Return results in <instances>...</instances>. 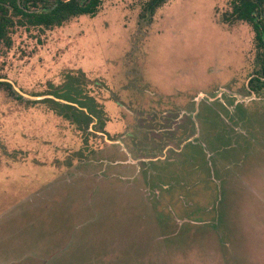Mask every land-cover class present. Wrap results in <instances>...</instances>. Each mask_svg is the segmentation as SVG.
Instances as JSON below:
<instances>
[{"label":"rangeland","instance_id":"rangeland-1","mask_svg":"<svg viewBox=\"0 0 264 264\" xmlns=\"http://www.w3.org/2000/svg\"><path fill=\"white\" fill-rule=\"evenodd\" d=\"M230 1L10 29L0 264H264V79Z\"/></svg>","mask_w":264,"mask_h":264},{"label":"trees","instance_id":"trees-1","mask_svg":"<svg viewBox=\"0 0 264 264\" xmlns=\"http://www.w3.org/2000/svg\"><path fill=\"white\" fill-rule=\"evenodd\" d=\"M165 1L149 0L145 10L152 13ZM101 2L102 0H0V44L9 43L8 33L15 26L59 27L74 17L94 16ZM230 5L231 10L224 16V20L245 21L252 26L259 51L258 73L264 79V0H231ZM39 7L41 8L37 11ZM259 77H256V81ZM258 82L264 85V80ZM252 83L253 80L250 81ZM2 84L9 85L0 82Z\"/></svg>","mask_w":264,"mask_h":264},{"label":"water","instance_id":"water-1","mask_svg":"<svg viewBox=\"0 0 264 264\" xmlns=\"http://www.w3.org/2000/svg\"><path fill=\"white\" fill-rule=\"evenodd\" d=\"M62 1H65V0H62Z\"/></svg>","mask_w":264,"mask_h":264}]
</instances>
